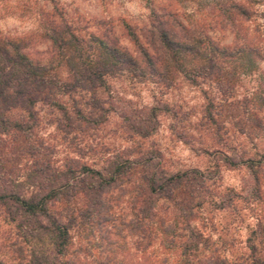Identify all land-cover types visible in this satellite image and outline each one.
Returning a JSON list of instances; mask_svg holds the SVG:
<instances>
[{"label": "rangeland", "instance_id": "rangeland-1", "mask_svg": "<svg viewBox=\"0 0 264 264\" xmlns=\"http://www.w3.org/2000/svg\"><path fill=\"white\" fill-rule=\"evenodd\" d=\"M230 1L241 3L249 10L248 15L242 17L232 13V20H229ZM55 2L63 17L73 25L107 36L111 41L115 39L135 56L138 55L137 47L124 25L144 42L152 9L182 11L184 20L190 19L200 32L202 30L220 44H232L237 33L239 45L241 42L247 45L250 41L261 55L252 59V65L243 58L223 60L219 85L200 79L198 85H192L182 75L167 85L166 80L152 75L157 68L149 70L148 67L145 68L151 79L146 81L124 75L114 77L109 81L110 94L101 92L107 101L105 106L113 107L112 110L99 127L90 126L81 132L61 131L56 124L57 112L39 100L35 104L37 127L28 134L0 136V175L6 187L29 193L32 184L27 175L33 163L49 162L52 172L53 168L59 169L67 163L86 162L100 166L115 157L135 158L141 152L147 153L164 171L200 170L201 175L190 178L178 197L181 206H191V226L204 237L208 236L210 243L218 248L216 253L236 258L249 252L248 244L256 243L258 253L264 256V0ZM50 13L53 8L49 0H0V33L25 37V52L47 63L52 52L49 40L41 36V23ZM53 65L62 68L57 61H53ZM204 90L212 103L208 110ZM54 94L52 97L54 95L70 109L73 101L83 106L89 97L84 92H75L72 96L62 92ZM154 105L158 107L154 117L155 131L142 136L140 133L144 130L138 131V126L148 130L153 122L148 125L149 122L143 123L140 118L147 117L148 109ZM17 114L13 111L10 116L17 118ZM123 116L128 117L129 122ZM130 119L136 123V129L130 126ZM223 155L230 156L233 161L240 158L256 161L259 183L255 182L252 170L243 164L229 165ZM4 172H10L11 178H5ZM124 185L113 187L105 194L113 219L102 228L81 225L71 231L68 253L61 258L64 263L166 264L164 258L167 262L173 261L174 255L164 247L167 242H161L158 229L154 231L156 239L148 252L135 249L134 236L125 225L133 215L130 193L134 188ZM253 187H258V197L252 193ZM230 192L240 196L226 203ZM222 201L225 205L219 208L216 204ZM164 206L159 214L169 218L170 224L174 215L182 211L172 204ZM2 211L0 205V264H22L31 244L20 243L14 223L6 221ZM205 251L206 255L213 252ZM146 256L150 262L146 261Z\"/></svg>", "mask_w": 264, "mask_h": 264}, {"label": "trees", "instance_id": "trees-1", "mask_svg": "<svg viewBox=\"0 0 264 264\" xmlns=\"http://www.w3.org/2000/svg\"><path fill=\"white\" fill-rule=\"evenodd\" d=\"M49 1L52 2L53 13L41 23V36L49 40L52 52L47 63L35 60L25 52V37L0 33V136L28 134L37 127L39 119L35 104L39 100L57 112V127L65 133L81 132L90 126L99 127L113 108L105 106L107 101L101 95L103 91L110 94V79L124 75L130 79L137 77L139 81L149 80L151 75L145 67L149 70L157 68L152 75L166 80L167 85L178 75L192 85H198L200 80L219 85L223 60L243 58L252 65V59L261 55L258 47L250 41L247 45L242 42L239 45L237 33L232 44H220L202 30L200 32L193 21L184 20L182 11L157 12L152 9L144 42L124 25L127 35L137 47L138 55L135 56L117 40L111 41L107 36H99L73 25L63 17L55 0ZM230 7L231 11H227L229 20H232V13L242 17L249 13L241 3L230 1ZM53 61L60 64L64 73L54 67ZM63 74L65 77H62ZM56 92L71 96L75 92H84L89 97L83 106L73 101L70 109L54 97ZM203 94L208 110L212 103L205 90ZM13 111L18 112L17 118L10 116ZM156 111L158 107L151 106L147 117L140 118L143 123L149 122L148 125L153 122L148 130L145 126H138V131L144 130L140 133L142 136L155 131ZM124 119L129 122L128 117ZM135 124L130 119V126L136 129ZM262 157L264 162V155ZM223 158L229 165L243 164L248 167L253 171L255 182L259 183L255 167L259 164L256 161L251 158L233 161L227 155ZM28 170L27 179L32 184L29 193L6 187L8 185L0 175L3 218L14 223L20 243L31 244L22 264H67L61 258L68 253L71 231L81 225L102 228L113 219L105 194L109 189L124 184L134 188L130 193L133 215L125 225L134 236L136 250L148 252L156 239L154 231L158 229L162 235L161 242H167L164 247L174 255L171 262L164 258L166 264H264V256L258 253L256 243L247 245L248 253L230 258L216 253L218 248L210 243L208 236L204 237L193 229L191 206H181L178 196L190 178L201 175L199 169L164 171L158 161L154 162L147 153L141 152L135 158L115 157L100 166L73 162L63 164L59 169L53 168L50 172V163L46 162L42 165L33 163L32 169ZM5 174V178H11L10 172ZM253 189L252 193L258 197V187ZM239 196L230 192L229 201L224 202ZM224 202L216 205L223 208ZM170 204L179 207L182 212L176 217L174 215L172 223L168 224L169 218L159 214V209ZM180 223L182 226H179ZM207 249L213 252L206 255Z\"/></svg>", "mask_w": 264, "mask_h": 264}]
</instances>
